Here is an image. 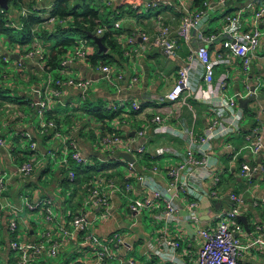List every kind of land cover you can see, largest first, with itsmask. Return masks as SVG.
<instances>
[{
  "label": "crops",
  "instance_id": "0c3cea01",
  "mask_svg": "<svg viewBox=\"0 0 264 264\" xmlns=\"http://www.w3.org/2000/svg\"><path fill=\"white\" fill-rule=\"evenodd\" d=\"M26 1L28 0H23L22 3L17 4L18 6L8 3L6 10L0 7L1 11L6 13L9 21L8 27L15 30H17L16 27L21 28L16 33H12L14 36L19 35L23 30V20L30 17L22 16V9L26 6ZM30 1L28 8H38L42 12L47 8L53 12L57 2V0H51V4L47 5L46 1L50 0ZM207 1L211 3V19L206 24V36L223 31L227 25L226 18L237 16L239 12L241 30L249 31L251 25L250 18L247 16H251L259 7L258 0ZM99 2H101L102 13L95 30L100 27L105 28L103 35L99 37L102 39L109 32L110 27L120 46L119 51H111L102 40L106 51L101 52L96 43V46L92 44L93 40L90 41L75 32H68L66 33L67 38H71L75 43L68 48L67 53L70 54L73 51L78 40L86 39L90 47L89 56L85 60L71 61L61 70H51L48 57L51 42L42 41L37 36L53 35L57 33L58 27L70 29L74 21L72 17L62 20L60 24L52 25L47 23V18L43 15H36L44 22L33 27L36 38L34 42L27 45L15 39L11 40L7 35H4L0 40V56L3 55V58L8 59L7 68L13 72V74L9 73L11 79L2 80L3 85H0V92L6 96L12 91L16 98V101L10 99L3 103L0 101V139L6 143V147H0L1 176L6 184V189L0 192V208L3 207L0 215V259L5 264H15L18 259V255L11 250L13 241L42 242L47 246L62 241L59 254L56 257L51 256L52 260L48 259L53 263L57 257L65 258L68 262L72 260L73 256H79L78 260L71 263L111 264L94 256L93 248L84 242L85 230H72L70 227L72 234L70 233L68 238L63 237V231L69 228L68 223L73 219L77 210L75 204L80 202L83 204L87 186L85 179L80 184L71 183L68 180V170L62 162L60 163L52 186L55 189L63 186L70 187L73 196L67 199L57 196L53 189L47 190L42 187L43 174L49 172V167L46 168L43 163L36 167L34 173L27 180H22L19 176V167L32 154L29 150L30 141L37 144L36 155L38 160H41L47 149L55 150L63 146V140L59 138V135L73 138L78 142L82 156L87 159L88 164L99 168L100 171L96 173V177L102 175L113 178L119 187L117 192L112 193L111 208L105 218L102 210H88L87 230L101 242L110 246L114 244L113 235H121L122 244L117 249V259L114 260L116 264H161V261L150 253L146 244L152 242L155 246L160 247L166 228L164 222L160 221L163 228L159 231V235L155 233L154 235L143 227L144 216L136 215L130 210L129 205L144 198L155 201L154 193L150 188L158 186L164 190L169 187L172 180L168 175V166L170 164L176 166L182 162L188 144L180 136L170 133L156 134L154 131L156 125L152 119L155 115H160L169 128L180 132L188 129L196 135L204 133L213 121L214 115L207 105L197 102L194 98L196 91L201 86L203 73L199 62L190 61L193 48L197 44L196 42L187 43L178 33L183 13L197 11L202 2L197 4L196 0H185L184 6H180L179 0H99ZM153 2L157 4L156 7L150 6ZM122 3H124V7L127 5L133 9L135 6L138 9L135 10L136 12L130 13L128 8L120 9ZM73 5H75V1L70 4V10L75 7ZM102 6H106V11ZM157 17L163 18L164 23L171 30L170 37L178 42L179 48L174 57L160 48L144 43L141 38L142 33H147L152 39L157 37ZM105 21L108 23L105 24ZM115 23H121L122 28L119 30L114 28ZM129 40H132V43ZM225 41H227L226 38ZM208 49L211 60L215 62L220 59L229 61L216 65L214 87H217L220 79L225 76L227 83L225 96L237 100L239 103V99L250 98L254 88L256 97L249 103L247 110L239 104L245 112V119L241 134L228 140L231 147L225 145L226 140L214 142L212 159L217 160V164L213 168V174L220 178L215 187L217 198L205 200L201 205L199 204L198 209L204 208V213L198 218H193L190 214L189 198L184 192L179 194L180 218L167 228V232L169 237L181 243L182 247L178 252L181 264H194L202 244L198 228L212 227L213 217L208 215L209 211L214 213L229 212L233 207V203L230 201L231 195H236L243 200V203L239 205V215L236 218V221L244 229V234L241 236L243 244L247 245L259 237L264 240V151L253 155L245 148L248 138L255 139L259 135L255 132L258 129L264 140V76H262L260 64V58L264 56V38L261 40L259 51L252 60L249 71L244 70L240 60L231 56L229 50L225 48L223 40L220 39L209 45ZM97 52L105 53L111 57L105 61L96 59ZM30 53H33L32 57L29 56ZM12 56H17L18 59L12 60ZM94 58L95 60H93ZM19 62L23 64L24 75H27L26 80L28 79V81H22L21 85L23 86L12 88V76H18L15 65ZM190 62L194 90L189 91V105H183L178 111H169V109H165L169 106L166 95L176 84L179 69ZM102 66L111 68L110 80L106 73L102 72ZM67 78L89 80L91 82L89 98L82 104L81 92L74 87L64 86L61 89V96L54 97L55 99L51 101L52 112H49L44 119V121L54 122L56 129L46 130L41 127V118L38 112V103L43 98V89L46 88L50 79ZM20 97H25L24 99L27 100V105L31 110L29 115L20 108L22 106L19 102ZM88 102L94 108L101 106L108 110L110 115L113 113L116 115L110 117V122L106 120V123L103 121L102 123L92 114L81 111ZM31 103H35L36 106L32 108ZM53 117L60 119L59 131H57V122ZM26 132L31 134L30 141L23 137ZM112 133L121 136L123 141L134 150L140 147L144 148L145 153L138 154L136 151L128 153L122 148L109 152L98 140V134L100 136L104 134L105 137ZM93 134L94 137H92ZM159 149L169 151H166L164 156L158 157L156 151ZM122 153L130 154L135 161L131 163L117 159V156ZM57 157L63 159L60 153L57 154ZM71 163L73 164V162ZM114 163L117 164L116 167L120 165V168H123L122 166H125V171L120 173L112 168L106 169ZM244 163L262 166L263 171L255 174L249 182L250 180L241 175ZM73 166L75 169L86 168L75 164ZM141 178L145 179L144 182H147L150 188L141 182ZM126 184L131 186L129 193L122 190ZM203 187L206 190H211L214 186L207 180L203 183ZM25 198L32 204L44 199L51 200L54 221L51 224L42 220L38 221L43 229L37 231L33 223V214L38 213L44 217L45 214L39 209L29 210L23 202ZM155 206L154 210L147 213L157 220L155 214L161 211L162 203L156 201ZM68 208L70 210L66 212ZM55 214L58 215L56 218ZM13 220L18 223V229L14 234L10 232V223ZM259 227L262 230H258ZM43 234H47V236L42 238ZM47 256L49 255L47 254ZM242 259L248 264H264V248L256 246L243 251ZM48 260H45V263H48ZM33 264H40V262L36 260Z\"/></svg>",
  "mask_w": 264,
  "mask_h": 264
},
{
  "label": "built area",
  "instance_id": "2783aa9c",
  "mask_svg": "<svg viewBox=\"0 0 264 264\" xmlns=\"http://www.w3.org/2000/svg\"><path fill=\"white\" fill-rule=\"evenodd\" d=\"M184 2L185 0H179L180 6H184ZM258 3V9L252 13V17L249 21L251 25L249 31L241 30L239 12L237 16H228L226 18L227 25L223 31L218 34L206 36V24L211 19V3L207 0L202 2L197 11H186V13H183L182 24L178 33L187 43L191 44V42H196L197 46L193 48L190 61L199 62L203 68L201 76L202 83L196 91L194 98L197 102L207 105L214 115V118L211 122V126L200 135H196L188 129L182 132L171 129L166 126L165 120H163L160 115H155L152 119V122L156 125L154 129L156 134L170 133L175 136H180L188 144V149L182 162L176 166L171 164L168 166V175L172 180L169 187L164 190L158 186H155L156 188H150L149 184L144 182L145 179L141 178V182L154 193L155 201L144 198L129 205L130 210L136 215H143L144 212L154 210L156 201L162 203L161 211L155 214L157 220L164 222L166 226L161 245L157 247L152 244V242L146 244L150 253L155 258H158L161 264H181L178 258V252L182 247L181 243L169 237L167 232V228L180 218L179 212L181 209L179 205V194L184 192L189 198L191 217L198 218V216L204 213V208H201V210L198 209L200 207L199 204L201 205L205 200L217 198L215 187L220 181L219 176L216 177L213 174V168L217 164V160L212 159L214 142L217 140H226L225 145L231 147L228 140L241 134L245 119V112L239 106L237 100L228 98L224 95L227 87L226 77H222L217 87H214V69L216 65L229 61L225 59H220L216 62L211 60L208 46L220 39L223 40L224 46L229 50L231 56L240 60L244 70L249 71L252 66V60L259 51L261 40L264 38V0H258ZM150 6L156 7L157 4L153 2ZM133 7L134 10L138 9L135 6ZM41 13L42 10L38 8L24 7L22 9V16L25 18L31 15H41ZM47 23L55 25L62 23V20L53 15H49L47 17ZM16 28L17 30L21 29L18 27ZM114 28L118 30L121 29V23H115ZM104 31L105 28L100 27L96 30L95 35L100 37L103 35ZM156 31L157 37L154 39L147 33H142L141 38L143 42L160 48L170 56H176L179 48L178 42L170 37L171 30L166 26L162 17H157L156 19ZM225 38L227 41H225ZM129 42L132 43V40H129ZM89 52L90 47L88 45V40L80 39L77 41L73 51L70 54L66 53L64 55L61 66L65 68L71 61L85 60L88 58ZM29 56L32 57L33 53H30ZM260 59L262 76H264V56ZM4 60L8 61L6 58H4ZM22 67L23 64H21V62L15 65L19 73H24ZM101 70L106 73L108 80H110L109 78L112 73L111 68L109 66H102ZM52 85H54V87H51ZM64 86L78 89L81 92L82 104L89 98V91L91 89V82L89 80L76 78L50 79L46 88L43 89V98L38 103L41 127L46 130L56 129L54 122L49 120H47L49 121L47 122L44 121V119L49 112H52L51 101L55 99L54 97L59 98L61 96V89ZM246 87L249 89L248 86ZM190 90H194L192 86L191 62L179 69L177 82L166 95L169 106L165 109H169V111H178L183 105H189ZM35 106V103H31L32 108ZM255 132L259 135L255 139L248 138V144L245 147L253 155H257L264 151V140L261 131L258 129ZM140 135H143V133H140ZM98 136L99 140L100 135L98 134ZM23 137L29 141L31 140V134L28 132L24 133ZM59 138L63 140L62 149L59 152H56L52 148L47 149L41 160H38L36 155L37 144L30 141L29 150L32 152L31 157L19 167V176L22 180H27L40 163H43L46 167L48 159L58 158V153L63 156V159L61 161L58 160L57 163L59 164L62 162L66 167L68 170V180L71 183H74L77 179V172L73 164L85 167L91 166V164H88L87 159L82 156L78 142L75 139L67 136L62 137L61 135H59ZM101 138L103 146L111 147L112 150H119L122 148L128 153H132L133 151H136L138 154L145 153L142 147L137 148V150L132 149L128 143L123 141L121 136L115 133L107 134L105 137L103 136ZM0 147H6L5 141L2 139H0ZM166 151L169 150L159 149L156 151V156H164ZM259 171H263L262 166L244 163L242 165L241 175L251 182L253 176L259 173ZM1 175L2 171L0 169V192L6 189V184ZM207 180L214 186L211 190H206L203 187V183ZM118 190L119 187L117 182L113 178L102 175L92 178L86 186L82 207L80 210H76L72 221L68 223L69 228L63 231L64 237H69L71 233L70 227L72 230H85V244L92 246L94 256L104 262L117 259V249H119L120 244H122L121 235H113L114 244L111 246L101 242L87 230V213L88 210L99 209L102 210L105 218L108 210L111 208L112 193ZM122 190L125 193H129L131 191V186L126 184L123 186ZM230 201L233 203V207L229 212H208V215L213 217L212 227L206 229L198 228V234L202 239V244L194 264H248L242 259L243 251H247L256 246L264 248V240L261 237L247 245L243 244L241 236L244 234V229L243 226L236 221L239 215V205L243 203V200L236 195H231ZM23 202L29 210H41L45 214L46 223L51 224L54 221L53 202L51 200L44 199L36 204H32L25 198ZM2 209L3 207L0 208V215ZM17 229L18 223L15 220L11 221L10 232L14 234ZM258 230H262V228L259 227ZM46 236L47 234H43L42 238ZM61 243L62 241H57L47 246L42 242L13 241L11 243V250L18 255L15 264H33L36 260L43 257L46 258L47 254L56 257L60 252Z\"/></svg>",
  "mask_w": 264,
  "mask_h": 264
},
{
  "label": "trees",
  "instance_id": "16d2710c",
  "mask_svg": "<svg viewBox=\"0 0 264 264\" xmlns=\"http://www.w3.org/2000/svg\"><path fill=\"white\" fill-rule=\"evenodd\" d=\"M74 0H57V2L55 3V7L54 10L52 12V15L59 18L60 20H64L66 18L72 17L73 18V24L71 25L70 29H64V28H60L58 27L57 29V33H55V37L58 39L56 41L55 44H50V49H49V67L51 70H61L63 67L62 65V61H63V57L64 55L67 53L68 48H70V46H72L75 41L72 40L71 38H67L68 36H66L68 32H75L77 34L82 35L84 38L92 41L91 38H89L88 34H95V28L98 26V19H100L101 17V2H99V0H93V2H87L88 0H81L80 4H76L75 7H73V9L70 10V4L73 2ZM204 0H196L197 4H200L201 2H203ZM23 0H9L10 4H13L14 6H18L17 4L22 3ZM124 3H122V5L120 6V9H124V8H128V11L130 13L132 12H136L134 9H132L131 6H127L123 5ZM202 4V3H201ZM102 8H105L106 11V6ZM2 9L0 8V40L4 35H7L11 40H16V41H20L22 44H30L32 42H34L35 40V34L33 33V27L35 25H39L41 23L44 22V20L42 18L36 17L35 15H31L28 19L23 20V24H24V28L23 30L19 33V35L14 36L13 34L16 33L17 30H15L14 28H9L8 26V19L6 16V13H3L1 11ZM110 14V13H109ZM108 21H105V24H107ZM13 33V34H12ZM113 31L110 29L109 27V32L106 33L103 37V43L104 45L109 48L111 51H116L120 49V46L118 44L117 39L113 36ZM44 35H46L44 33ZM58 35H61L62 38L59 39ZM40 38V40H45V41H49L51 40V36H37ZM92 44L94 46H96L95 42H92ZM109 55L105 54V53H98L95 56L96 59H100V60H109ZM95 58L93 60H95ZM1 91V90H0ZM8 100V98H6L3 93L0 92V101L6 102ZM79 111V110H78ZM81 111H86L90 114H92L94 117H96L97 119H99L101 122L103 121L104 123H106V120H110V117H114L116 114L113 113L112 115H110L109 111L106 110L105 108L101 107V106H97V107H93L89 102L81 109ZM54 120H56L57 122V131H59V125H61L60 123V119L53 117ZM102 122V123H103ZM92 137H94V134L92 135ZM117 164H111L109 167H106L107 170H110L111 168H116ZM47 170V169H45ZM75 171L77 172V179L75 181V183L80 184L83 182V180L85 179L86 184H89L90 180L94 177H96V173L99 172V168L97 166L92 167H86L84 169L77 168L75 169Z\"/></svg>",
  "mask_w": 264,
  "mask_h": 264
},
{
  "label": "rangeland",
  "instance_id": "374dc122",
  "mask_svg": "<svg viewBox=\"0 0 264 264\" xmlns=\"http://www.w3.org/2000/svg\"><path fill=\"white\" fill-rule=\"evenodd\" d=\"M29 1L30 0H28V1H26V6L25 7H27V6H29ZM75 1V5L76 4H80V1H78V0H74ZM92 2H93V0H91ZM90 1V2H91ZM31 2V1H30ZM46 3H47V5H50L51 4V0L50 1H46ZM75 5H73V6H75ZM73 6H71V7H73ZM52 14V10H50V9H46V10H44L42 13H41V15H43L44 17H48L49 15H51ZM252 17V15L250 16V15H248L247 16V18H251ZM249 21H250V19H249ZM50 36H51V40H49L50 42H51V44H55L56 43V41L58 40L56 37H55V35L53 34V35H51L50 34ZM58 37H59V39H61L62 38V36L61 35H58ZM46 42V41H45ZM5 73H12L13 74V72L11 71V70H9L8 68H7V66L6 65H4L1 61H0V81H1V78H2V76H3V74H5ZM13 80V79H12ZM20 84H23L22 82H19ZM25 86H27L28 84H24ZM23 86V85H22ZM21 104H22V106H20V108L22 109V111H24L27 115H29L30 113H31V110H30V108H29V106L27 105V100L26 99H21L20 101H19ZM35 122H36V124H38V121H37V119H35ZM104 134H102L101 136H100V143H102V136H103ZM24 144V143H23ZM103 145V144H102ZM109 152H111L112 151V148L111 147H106V146H104ZM62 149V147L61 148H56L55 149V151L56 152H59L60 150ZM58 160H61V158H53V159H50L49 161H48V163H47V165H46V168H48L49 167V172L48 173H45V174H43V180L41 181V185H42V187L43 188H45V189H53L54 191L53 192H55V194L57 195V196H61V197H64V198H67V199H69V198H72V196H73V194H72V191H71V188L70 187H67V186H63V187H61V188H58V189H55L52 185H53V179H54V177H55V173L59 170V167H60V163H59V165H58V163H57V161ZM123 168H120V165L118 166V167H116V168H112L113 170H115V171H119L120 173L121 172H124L125 171V169H126V167L125 166H122ZM120 168V169H119ZM75 206H77L76 208L78 209V210H80V208L82 207V202H80V203H76L75 204ZM67 208V207H66ZM70 210V208H68V209H66V212L67 211H69ZM76 213V212H75ZM53 216H54V213H53ZM58 215H56L55 214V218L57 217ZM144 216V217H143ZM33 223L35 224V226H36V228H37V231H39V230H42L43 229V227L40 225V222H38V221H45V217L44 216H41V215H39L38 213H34L33 214ZM142 217H143V227L148 231V232H152L153 234L155 233L156 235H159V231L161 230V228H163L162 226H163V224L160 222V221H158V220H155V219H153L151 216H150V214L149 213H147V212H144L143 213V215H142ZM72 220V219H71ZM70 220V221H71ZM69 221V222H70ZM126 221V220H125ZM127 222V221H126ZM39 224V225H38ZM20 231V230H19ZM154 234V235H155ZM63 237H64V233H63ZM64 238H68V237H64ZM92 247V246H91ZM93 248V247H92ZM80 257L79 256H73V258H71L72 260H69L68 262H66V260L67 259H65V258H60V257H57V258H55L54 260H55V262L53 263V262H50L49 260H52V257L49 255V256H47V259H45V257L43 258V261H41V259H39L38 260V262H40V264H72L71 262H73V261H76V260H78ZM49 259V260H48ZM45 260H48V263H45ZM115 261H108V263H111V264H116V262L114 263ZM0 264H5L4 263V261H2V259H0Z\"/></svg>",
  "mask_w": 264,
  "mask_h": 264
},
{
  "label": "water",
  "instance_id": "95a60500",
  "mask_svg": "<svg viewBox=\"0 0 264 264\" xmlns=\"http://www.w3.org/2000/svg\"><path fill=\"white\" fill-rule=\"evenodd\" d=\"M8 3H9V0H0V7L6 10L8 8ZM88 36L97 44V46L100 48L101 52L106 51V48L103 46L101 38H99L95 34H91V33H89ZM12 57H13V59L11 58L12 60L18 59L17 56H12ZM2 58H3V55L0 56V61L4 65L8 66L9 65V61H5L4 58L3 59ZM17 75L18 76H16V75L12 76V79H13L12 82H11L12 86H13L12 88H16L19 85L22 86L19 82H22V81L23 82H27L28 81V79L26 80V76L27 75H24V73L17 72ZM7 79H11V77L9 76V73L3 74L2 78H1V81H0V85H3L2 80H7ZM17 81H18V83H17ZM252 91H253V94H252V96L250 98L239 99L240 106L243 109H245V110L248 109L249 103L252 102L255 99V97H256L255 94H254V88L252 89ZM5 97L10 99V100H15L16 101V98L13 96V92L12 91L8 95H6ZM20 98L24 99L25 97H20ZM110 121H111V119L107 120V122H110ZM117 159H123V160H125L127 162H131V163H133L135 161L134 158L130 154H127V153H122V154L118 155Z\"/></svg>",
  "mask_w": 264,
  "mask_h": 264
}]
</instances>
